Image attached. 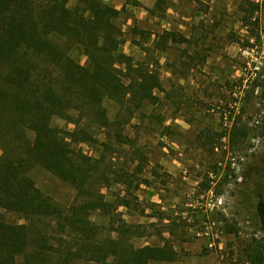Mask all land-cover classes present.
Instances as JSON below:
<instances>
[{
    "label": "trees",
    "instance_id": "obj_1",
    "mask_svg": "<svg viewBox=\"0 0 264 264\" xmlns=\"http://www.w3.org/2000/svg\"><path fill=\"white\" fill-rule=\"evenodd\" d=\"M69 1L0 0V264H19L20 259V264L176 262L181 255L171 242L135 247L133 240L145 232L117 213L119 206H129L126 197L113 207L103 193L113 181L130 189L138 173L145 171L148 159L125 130L146 102L158 101L156 93L164 88L160 62L148 52L137 62L119 51L124 33L116 21L125 8L118 10L103 0H78L70 8ZM169 1L159 0L154 9L146 10L164 13ZM128 3L141 7L136 0ZM158 38V51L191 42L175 31ZM73 46L83 50L88 67L70 56ZM258 87L263 88L264 100V85ZM107 99L119 106L113 120L104 107ZM56 117L75 124V131L52 126ZM241 120L234 122L232 143L252 136ZM92 125L106 131L104 141L90 131ZM73 143L99 145L102 153L94 158ZM126 148L134 150L132 175L127 165L119 168L121 155L129 153ZM35 168L75 191L69 207L37 187L30 176ZM256 188L257 219L264 234V182ZM3 211L20 215L26 224L6 223ZM98 212L109 217L108 225L92 221ZM239 231L233 227L228 233ZM245 252L247 262L264 264V239L254 238Z\"/></svg>",
    "mask_w": 264,
    "mask_h": 264
},
{
    "label": "rangeland",
    "instance_id": "obj_2",
    "mask_svg": "<svg viewBox=\"0 0 264 264\" xmlns=\"http://www.w3.org/2000/svg\"><path fill=\"white\" fill-rule=\"evenodd\" d=\"M103 1L126 9L116 21L124 33L119 51L137 62L144 61L147 52L155 56L164 85L156 93L158 101L146 102L125 130L148 159L145 171L130 189L111 182L103 189L106 199L116 207L126 197L129 206H119L117 213L145 232L133 240L135 247L168 241L180 252L179 261L156 264H251L247 246L254 238L264 239L256 212V184L264 182V100L258 87L264 85V0H170L167 10L156 14L126 5V0ZM77 3L70 0L68 5L74 8ZM165 31L182 33L191 42L158 51V37ZM260 34L259 40L251 38ZM70 56L90 65L79 46L71 48ZM104 107L115 119L119 106L107 99ZM237 118L252 136L232 143ZM52 126L66 133L76 129L57 117ZM89 129L105 140V130L95 125ZM73 147L94 158L102 153L99 145ZM126 151L130 154L121 155L119 168L127 165L132 175L134 150ZM30 176L55 203L72 204L75 191L50 172L35 168ZM141 178L148 182H139ZM2 214L10 225L26 224L16 213ZM91 219L109 223L100 212ZM233 227L239 228L238 235L228 233Z\"/></svg>",
    "mask_w": 264,
    "mask_h": 264
},
{
    "label": "crops",
    "instance_id": "obj_3",
    "mask_svg": "<svg viewBox=\"0 0 264 264\" xmlns=\"http://www.w3.org/2000/svg\"><path fill=\"white\" fill-rule=\"evenodd\" d=\"M140 5L141 7L139 8H142L144 10L146 9H149V10H152L155 8V6L157 5L158 1L159 0H136ZM147 11V10H146ZM184 35V34H183ZM187 37V36H185ZM188 38V37H187ZM189 39V38H188ZM183 45V44H182ZM180 260V259H179ZM178 260V261H179ZM177 262V261H176ZM174 263V262H173Z\"/></svg>",
    "mask_w": 264,
    "mask_h": 264
}]
</instances>
